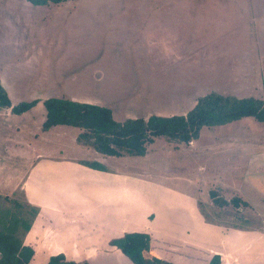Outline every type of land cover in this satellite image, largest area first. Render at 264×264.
<instances>
[{"label": "rangeland", "instance_id": "rangeland-1", "mask_svg": "<svg viewBox=\"0 0 264 264\" xmlns=\"http://www.w3.org/2000/svg\"><path fill=\"white\" fill-rule=\"evenodd\" d=\"M65 3L71 4L0 0V77L13 100L74 98L107 106L116 120L123 121L186 114L210 90L264 97V0ZM41 115L42 106L14 116L10 110L0 112V152L23 140L44 146L45 154L57 160L61 156L97 160L89 149L75 147L78 129L74 134V129L62 126L45 133L38 129ZM199 134L191 145L165 140L170 145L163 146L160 140L147 146L144 156L110 157L104 170H121L113 173L120 178V205L129 206L126 191L138 186L127 173L139 171L143 178H163L167 187L196 188L209 223L244 227L245 217L248 223H263L264 165L259 162L264 163V124L242 118L229 125L202 127ZM230 152L237 159L232 179L223 170ZM17 155L5 159H11L15 168L25 159ZM76 166L53 165L49 170L42 166L43 182L57 184L50 193L56 204L65 196L61 187L70 182L64 180L66 174ZM91 171L87 178L93 182L97 169ZM184 176H191L194 186L181 181L187 180ZM81 183L89 193L91 182L83 178ZM18 187L19 183L12 188L0 184V229L6 230L10 220L19 218L15 228L19 234L33 206ZM212 191L228 199L239 197L241 205L243 200L247 203L236 209L217 206L209 196Z\"/></svg>", "mask_w": 264, "mask_h": 264}, {"label": "crops", "instance_id": "crops-1", "mask_svg": "<svg viewBox=\"0 0 264 264\" xmlns=\"http://www.w3.org/2000/svg\"><path fill=\"white\" fill-rule=\"evenodd\" d=\"M67 1L54 3L70 5L71 3H65ZM0 82L2 84L1 77ZM2 85L5 87L4 84ZM8 96L11 106L0 108V112L6 114L10 110L14 116L17 113H13L11 107L18 101L13 100L9 93ZM36 98L38 99L37 103L28 110L41 106L43 108V98ZM30 99L34 98H28V100ZM69 99L74 100V98ZM39 119L40 123L37 128L43 130L45 112L43 118L41 115ZM231 122L223 125H229ZM58 126L67 127L56 125L43 131L45 133V131ZM75 131L77 130L74 129L73 134ZM199 136L201 134L191 139L187 144L191 145L192 142H197ZM75 137L76 135L73 138ZM153 140L151 144L147 145L148 148L160 140H163V146L170 145L162 137H154ZM75 147L88 149L78 144L76 139ZM44 148V146L40 148L34 143L20 140L16 145L8 144L0 152V184L12 188L19 183L17 189L22 190L24 197L36 209L30 221V227L23 237V242L34 250L33 263L46 261L50 255L62 253L66 259L87 261L88 264H133L118 248L111 246L108 240L121 236L125 232L139 231L150 236L148 254L175 264H207L213 255L217 254L220 257L219 264H264V222L248 223L249 219L245 217L244 227L209 223L202 214L196 188L189 191L180 187H167L164 186L165 183H162L164 182L163 178H159L158 181L147 176L143 178L139 175V171L135 174L127 173L136 179L138 186L127 189L129 206L124 209V206L120 205V178L113 174L120 173L121 170L103 171L97 169L92 182L87 178L88 173H92V168L81 164L80 157H72V159L61 156L57 160L51 158L50 154H45ZM89 150L97 155L95 159L103 165H108L109 156ZM17 154L24 156L25 159L22 164H19L22 166L15 168L10 161L12 158H16ZM230 155L231 157L223 160L224 168L220 165L225 172H230L226 176L228 179H232L231 174L237 165L234 154L230 152ZM255 157L260 160L257 154ZM6 158L11 159L5 160ZM25 163L28 166L24 165ZM47 163L52 165H47ZM68 164L78 166L72 173L66 174L67 177L64 180L70 182L61 187L65 196L56 204L54 196H51L50 193L54 191L57 184L44 183L40 170L42 166L45 170H49L53 165ZM259 165L262 166L264 163L259 162ZM8 167L10 168L9 172L6 171ZM196 167L203 168L200 165H196ZM75 174L77 175L74 176ZM44 176L47 177V175ZM83 178L87 182H91L89 193L81 189ZM183 178L187 179L181 180L186 185L194 186L191 176ZM77 193L80 195L78 196ZM260 195L262 199V194L260 193ZM224 197L228 200L226 196ZM210 198L212 199L211 196ZM243 201L245 204L247 203L246 200ZM250 204H253L252 200ZM130 205H133L134 209L131 210ZM95 228H100L101 232L93 233L92 230ZM38 257L41 258L40 261L37 259Z\"/></svg>", "mask_w": 264, "mask_h": 264}, {"label": "trees", "instance_id": "trees-1", "mask_svg": "<svg viewBox=\"0 0 264 264\" xmlns=\"http://www.w3.org/2000/svg\"><path fill=\"white\" fill-rule=\"evenodd\" d=\"M35 5H45L67 0H28ZM38 99L19 101L11 107L13 113H22L33 107ZM45 119L42 128L64 125L78 129L76 142L98 154L109 157L144 156L147 145L154 137H162L173 142L188 143L196 138L202 127L223 125L243 117H251L264 123V97H237L210 91L197 98L196 103L186 114L151 115L116 120L109 107L78 101L65 97L51 96L42 100ZM7 91L0 82V108L10 107ZM81 164L94 169L104 170L98 160H79ZM213 204L220 207L241 205L239 197L225 199L214 191L210 193ZM245 204V203H244ZM243 204V205H244ZM241 205V206H243ZM18 206V203H16ZM35 207L30 208V220L22 228V233L15 232L19 218H13L6 230L0 229V264H36L32 262L34 250L23 242V237L30 227L35 214ZM150 236L145 232H125L121 236L108 240L118 248L133 264H175L171 261L148 254ZM219 255H213L207 264H219ZM37 264H88L87 261L66 259L62 253L53 254L46 261Z\"/></svg>", "mask_w": 264, "mask_h": 264}, {"label": "bare ground", "instance_id": "bare-ground-1", "mask_svg": "<svg viewBox=\"0 0 264 264\" xmlns=\"http://www.w3.org/2000/svg\"><path fill=\"white\" fill-rule=\"evenodd\" d=\"M69 168V167H68Z\"/></svg>", "mask_w": 264, "mask_h": 264}]
</instances>
